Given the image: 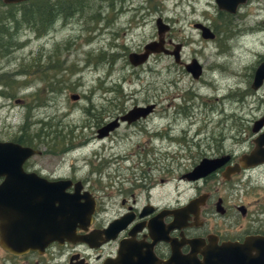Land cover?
Instances as JSON below:
<instances>
[{
  "label": "rangeland",
  "instance_id": "374dc122",
  "mask_svg": "<svg viewBox=\"0 0 264 264\" xmlns=\"http://www.w3.org/2000/svg\"><path fill=\"white\" fill-rule=\"evenodd\" d=\"M86 2L82 5L81 17L75 21L65 25L57 22L43 29L35 26L36 30L28 29L23 23L15 25L21 7L0 5V20L11 27V34L0 35V138L19 133L20 125L33 118V113L37 118H50L51 124L39 128L37 123L35 127L27 123L21 131L29 135L45 132L41 138L47 142V147L52 143L56 147L83 144L76 152L72 151V155L79 153L80 161L63 155L66 173L71 172L70 163L74 162L78 165L75 173L80 176L90 167L86 160L99 165L95 154L103 155L101 162L106 166L137 163L142 166L141 159L129 153L137 148L136 144L146 143L148 147H155L153 157L158 170L152 172V176L156 181L159 177L165 179L162 191L170 194L174 187L178 197H185L188 185L180 182L179 174L215 141L224 138L225 144H231L228 136L235 137L236 128L245 129L241 136L248 133L246 123L235 117L249 120L262 111L263 91L252 90L249 83L254 62L259 55H264V35L231 30L228 36H223L219 30L225 27L220 25L224 19L217 13L213 0H111L109 7L107 0ZM8 10L16 15L13 20L7 19ZM43 15L44 8L35 17L39 19ZM156 16L168 25L164 33L167 32L165 37L170 43H166V47L172 49L173 44H180V60L189 62L194 58L202 69V80L193 78L171 55L161 52L158 56L152 53L141 65L128 61L127 53L140 49L156 33ZM57 19L54 22L59 21ZM196 22L208 26L214 33L213 39L202 38L193 27ZM216 63L223 64L215 67ZM97 85L106 88L95 89ZM44 86L61 90L59 111H66L61 124L50 108L38 105L43 96L51 103L56 95L53 92L36 94L42 92ZM91 90L95 97L88 100ZM72 93L77 99L69 97ZM105 97H113L114 104L117 102L125 108L133 102L156 100L158 114L152 122H146V127L160 130L161 138L146 142L143 134H135L128 139L85 140L74 125L79 127L85 122L87 108L97 114L104 112L101 107H105ZM239 108L244 113L229 114ZM70 128L72 134L76 133L72 137ZM126 130L122 126L118 131ZM91 131L85 129L84 134L89 136ZM159 151L163 152L159 154ZM125 153L128 157L111 160ZM61 155L58 150L50 152L49 166L61 163ZM151 158L146 154L143 160ZM107 160L109 162L105 163ZM106 179H102L103 184Z\"/></svg>",
  "mask_w": 264,
  "mask_h": 264
},
{
  "label": "flooded vegetation",
  "instance_id": "af4514ba",
  "mask_svg": "<svg viewBox=\"0 0 264 264\" xmlns=\"http://www.w3.org/2000/svg\"><path fill=\"white\" fill-rule=\"evenodd\" d=\"M107 1L106 5L109 7L112 2ZM84 3H87L86 0H24L16 3H5L0 0V5L5 8L42 5L44 17L33 18L34 28L38 26L42 29L46 25H54L57 22L65 25L75 21L77 17H81ZM217 13L224 19L220 25L225 27L219 30L223 36H228L231 30L238 33L258 32L256 35H264V0H244L236 5L233 12L218 9ZM92 15L94 13L90 15L91 19ZM55 19L59 21L54 22ZM166 34L167 32L163 34L164 47L171 50L166 47V43H170V40L165 37ZM156 39L157 33L147 42ZM141 51L142 47L130 52ZM158 54L160 52L154 53V56ZM150 55L152 54L148 57ZM167 55H171L173 61L184 68L186 62H182L180 58L175 61L172 54ZM261 62H264V55H259L254 62L249 87L252 90L260 88L264 94V78L260 80L256 88L251 87L255 69ZM222 64L216 63L215 67ZM201 73L202 69L197 78H200ZM104 80L105 77L102 78V82ZM47 87L44 86L43 91L36 94L46 95L53 92L56 95L52 97L51 103L48 102L47 96H43L42 101H38L39 98H37L40 102L38 105L43 104L50 108L51 113L61 124L62 118L66 115V111H59L61 90ZM98 87L106 88L97 85L95 89ZM116 87L120 88V86ZM69 97L77 99L75 93L70 94ZM92 97H95L94 90L90 91L88 100ZM113 100V97H105V107L100 105L104 112L98 114L90 112L87 108L88 118L79 127L74 125L75 131L82 134L85 140L128 139L135 134H143L146 142L161 138L163 134L160 130L146 127V122H152L151 120L158 114L156 100L133 102L127 108L118 106L117 102L114 104ZM135 108L147 110L144 116H138L132 120L121 119ZM35 110L39 111L38 108ZM241 112L244 113L239 108L237 112L232 111L229 114L239 115ZM35 115L36 113H33V118L20 125L19 133L9 138H0V141L12 142L21 148L34 151L21 161L19 167L9 168L18 172L1 173L0 185L8 183L20 190L18 193L22 195H27L28 190L32 189L30 194L33 198L45 201L44 206L34 207L33 210L43 212L42 214L36 212L35 217L41 215V218L47 219L43 225L47 226L48 235L52 238L41 246H37L41 240H36L37 244L34 247L23 250L14 249L5 244L2 236L5 234L6 225L0 221V264H194V261L200 264L203 253L206 254L203 264H230L229 260L238 252V249L235 250L236 247H241L250 241L252 244L248 251L251 254L258 252L262 247L261 243L264 242V161L242 166L239 159L257 146L256 139L264 131V102L262 111L254 114L249 120L235 117L239 122L246 123L248 129L246 135L241 136L245 131L244 128H236L235 137L228 136L231 144H225L224 138L215 141L213 146L207 147V152L197 161L192 162L186 171L179 174L180 182L188 185V195L185 197H178L174 187L170 194L162 191V188L166 186V183L162 182L165 179L159 177L156 181L152 176V172L158 170L153 157L155 147H148L146 143L141 146L136 144L137 148L129 153L141 159L139 161L142 166L138 163L131 166H106L103 165L104 162H101L103 155L92 152L95 154L94 158L100 162L99 165L86 160L90 167L84 176H80L75 173L78 165L71 162V172L66 173L63 168V155H69V158L80 161L79 153L72 154L76 152V148L84 145L70 143L66 147H56L52 143L47 147V142L42 140L45 132L38 131L29 135L21 131L27 123L31 126L37 123L39 128L51 124L50 118L46 121L43 118L34 117ZM236 125L240 124L236 123ZM122 126L127 130L119 133L118 130ZM85 129H92L89 136L84 134ZM167 129H170L169 125ZM57 131L61 133L60 129ZM75 134L74 132L72 134V128H70V137ZM260 147L264 148V142L260 144ZM56 150L62 154L61 163L59 161L55 166H49V154ZM161 152L163 151H159V154ZM146 154L152 157L148 161L143 160ZM126 157L128 153L113 156L111 160ZM221 157L225 159L204 176L196 179L186 178L187 172L192 170L200 159ZM108 162L109 160L105 163ZM103 178H107L104 184ZM56 181H60V186L63 181L62 188L58 187L51 192L44 190V188H50L51 182ZM75 185L79 186L80 195L87 192L91 198H72L71 205L67 207L65 196L73 193ZM50 195L53 197L52 203H50ZM87 200L92 203V206L84 207L86 211L90 208V213L86 220L81 222L79 219L81 205ZM67 218L70 220L68 238L65 236ZM75 219L77 221L73 222L71 231L70 223ZM9 226L14 228V237L18 241V231L15 229H19V224L9 223L7 227Z\"/></svg>",
  "mask_w": 264,
  "mask_h": 264
},
{
  "label": "water",
  "instance_id": "95a60500",
  "mask_svg": "<svg viewBox=\"0 0 264 264\" xmlns=\"http://www.w3.org/2000/svg\"><path fill=\"white\" fill-rule=\"evenodd\" d=\"M5 3H16L19 1L24 0H2ZM216 7L218 9H223L229 12H233L235 10V7L237 4L243 2L244 0H213ZM155 27H156V33H157V39L148 41L142 46L141 52H129L128 53V61L132 65H139L142 64L148 57L149 54L152 53H164V54H172L175 61L179 60V49L180 44H174L173 48L171 50H168L164 47V40H163V34L166 30H168V25L164 23L160 17H157L155 19ZM193 27L197 28L200 31V35L202 38H213V33L211 30L199 23H193ZM184 69L191 74L193 78H197L200 74V65L197 63L195 59H191L189 62H186L184 64ZM264 78V62H261L257 68L255 69L253 80L251 83L252 88H256L260 80ZM147 109H141V108H135L133 110H130L125 116H123L121 119L126 120H132L133 118H136L138 116H144ZM264 142V131L256 139L257 146L249 153L242 155V157L239 159L242 166H248L253 165L258 162L264 161V148L260 147V144ZM34 151L21 148L18 145L12 143V142H4L0 141V174L6 173L15 174L18 172L17 170L9 169L11 167H19L21 161L28 155L32 154ZM225 157L221 158H202L199 160V162L193 167L192 170L187 172L185 175L188 179H196L201 176H204L206 173L211 171L213 168H215L222 160H224ZM237 166L235 165V169ZM16 169V168H15ZM10 182V181H9ZM63 186V181H61ZM68 184V181L66 182ZM66 185V184H65ZM60 186V181L51 182L50 188H44L45 191H52L57 189L58 187L62 188ZM67 187V186H66ZM59 188V189H60ZM79 186L74 187L73 193L66 194L65 198V204L66 206H70L71 202L70 200L72 198H78L82 197L84 199H89L91 196L87 192H83L81 195L78 193ZM33 190H28V194H19L20 190L17 188L11 186L8 183L0 185V221L5 224L3 238L5 241V244L8 245L11 248L14 249H27L29 247H34L37 243L36 240H41L40 244L37 246H41V244H44L48 240H50L52 237L49 236V232L47 229V226H44L43 223L45 222V218L35 217L36 212L38 214H42L43 212L40 211H34V207H42L45 205L44 200H37L35 197L30 194ZM51 200L50 203H52V196L50 195ZM57 198V197H56ZM82 204V203H81ZM92 206V203L88 202V200L81 205V214L79 216V219H81V222H84L86 220V217L90 213V208L86 211L84 207ZM34 214V216H32ZM39 216V215H38ZM78 219V218H77ZM75 219L74 221H71V231L74 226L73 222L77 221ZM69 218L66 219V238L69 236L68 231V224H69ZM20 222V223H18ZM22 222V223H21ZM9 223H17L19 224V229H15L18 231L17 237L18 241L15 239V235L13 233V229L11 226L7 227ZM10 230H12L10 232ZM14 230V231H15ZM40 238V239H39ZM16 241V242H15ZM252 244V242H246L241 247H236L238 249V252L235 253V256L229 260L230 264H264V242L261 243L262 247L260 250L254 254H251L248 251L249 246ZM241 251V252H240ZM203 259L200 262V264H203L205 261V253L202 254ZM218 260V259H217ZM209 263V260H207ZM194 264H198L196 261H194Z\"/></svg>",
  "mask_w": 264,
  "mask_h": 264
},
{
  "label": "trees",
  "instance_id": "16d2710c",
  "mask_svg": "<svg viewBox=\"0 0 264 264\" xmlns=\"http://www.w3.org/2000/svg\"><path fill=\"white\" fill-rule=\"evenodd\" d=\"M43 8L44 7L42 5H38V4L35 5L34 7H31V6H28L27 7L25 5V6H22L20 8L21 9L20 10V16L14 15L13 11H11V10H8L5 15L8 16L7 19H12V20H13V18H15L14 16H16L15 25L18 24V23H21V24L23 23L24 26L26 25L28 27V29H30V30H36V28H34V26H33V23H34L33 18H36L35 15L36 16L37 15H40L42 13V9ZM39 17H41V16H39ZM9 28H11V27L10 26H7L6 24H4V21L3 20H0V35L2 33L5 36L11 34ZM12 30H13V28H12Z\"/></svg>",
  "mask_w": 264,
  "mask_h": 264
}]
</instances>
